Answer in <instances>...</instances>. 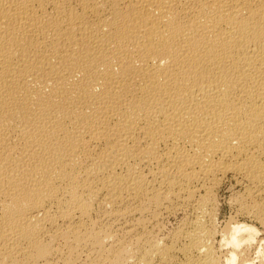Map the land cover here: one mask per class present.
Returning <instances> with one entry per match:
<instances>
[{"label": "bare ground", "instance_id": "6f19581e", "mask_svg": "<svg viewBox=\"0 0 264 264\" xmlns=\"http://www.w3.org/2000/svg\"><path fill=\"white\" fill-rule=\"evenodd\" d=\"M262 236L264 0H0V264H264Z\"/></svg>", "mask_w": 264, "mask_h": 264}, {"label": "rangeland", "instance_id": "374dc122", "mask_svg": "<svg viewBox=\"0 0 264 264\" xmlns=\"http://www.w3.org/2000/svg\"><path fill=\"white\" fill-rule=\"evenodd\" d=\"M226 192H227L226 190L224 192H222V196H221V199H222V201H223L224 204H225V201H226L227 196L229 194L228 192L227 193ZM229 213H230V210H229V208L226 207V209H225V215L226 216H229ZM262 237H264V236H262Z\"/></svg>", "mask_w": 264, "mask_h": 264}]
</instances>
